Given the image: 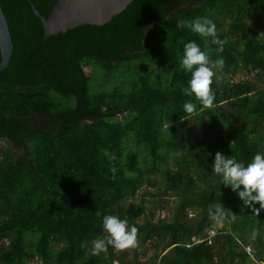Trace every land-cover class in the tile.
Masks as SVG:
<instances>
[{
	"label": "trees",
	"instance_id": "trees-1",
	"mask_svg": "<svg viewBox=\"0 0 264 264\" xmlns=\"http://www.w3.org/2000/svg\"><path fill=\"white\" fill-rule=\"evenodd\" d=\"M56 1L0 0L12 42L0 70V138L23 149L20 157L6 149L0 161V264H245L251 242L264 259V210L253 216L211 170L217 152L245 166L264 154V93L248 79H216L214 105L201 111L183 94L191 76L179 67L184 44L194 41L213 59L223 57L227 77L241 67L264 70V41L247 30L262 28L264 0H134L108 24L45 39L31 4L48 16ZM198 17L227 40L222 53L210 38L176 28L178 19ZM189 100L194 115L182 109ZM224 105L252 120L233 119ZM158 173L176 192L175 212L140 224L145 205L131 201ZM218 203L238 219L194 244L213 226L208 213ZM107 214L137 227L141 245L163 243L160 252L145 262L127 261L112 246L92 255Z\"/></svg>",
	"mask_w": 264,
	"mask_h": 264
},
{
	"label": "clouds",
	"instance_id": "clouds-1",
	"mask_svg": "<svg viewBox=\"0 0 264 264\" xmlns=\"http://www.w3.org/2000/svg\"><path fill=\"white\" fill-rule=\"evenodd\" d=\"M177 29L187 28L192 33L203 37L210 38V43L215 45V52L222 53L226 39L218 38L215 23L207 17H198L196 19H178L176 22ZM9 31V30H8ZM225 60L222 56L213 59L206 51L194 41L184 44L183 53L180 57L179 67L190 73L191 78L187 82V86L182 89L185 96L194 97L203 109L211 108L214 105L215 93L212 90L214 70H223ZM182 109L189 115L196 114L197 104L191 100L186 101L182 105ZM233 141L230 147L234 144ZM212 173L221 177V183L230 187L242 201L245 207L251 208L253 216H258L260 210H264V154L257 153L251 162L245 166L242 162H238L235 157H225L222 153L217 152L211 167ZM112 178L115 179L117 169L110 168ZM259 204L260 208L254 206ZM97 216L101 214L96 213ZM209 219L216 223L223 222L230 217L234 222L238 216L223 209L219 203L214 209L209 210ZM102 227L105 236L97 237L91 242V254L99 255L107 252L108 247L112 246L117 250H126L138 246V228L129 226L127 220L120 219L117 215H103ZM257 231H253L251 238L256 239ZM84 242L81 247H85ZM264 264V261L259 262Z\"/></svg>",
	"mask_w": 264,
	"mask_h": 264
},
{
	"label": "rangeland",
	"instance_id": "rangeland-1",
	"mask_svg": "<svg viewBox=\"0 0 264 264\" xmlns=\"http://www.w3.org/2000/svg\"><path fill=\"white\" fill-rule=\"evenodd\" d=\"M192 6V5H191ZM264 15V14H263ZM229 25V22L224 23V27L227 29ZM247 30L249 33L257 37L258 39L264 41V16H263V24L262 28H254L251 25L247 26ZM215 76L213 77V83L216 81V79H232V83H239L244 82L246 79L248 81H252L255 84V91H260L264 93V70H254L251 68L241 67L236 72L232 73L231 76L227 77L225 73H223L221 70H214ZM223 109L226 110L229 114V116L232 115L233 119H236L240 117L241 119H244L242 116H238L235 113H233L231 107L224 105ZM247 119V118H246ZM252 119L248 118L247 120L244 119L246 123H250ZM37 122L36 117H33L32 119H29L28 122ZM45 121H39V125L41 127H45L44 125ZM264 127V123H263ZM263 132V129H262ZM182 133L186 137V126L182 124ZM194 141V140H191ZM199 140L195 143H198ZM190 142L184 141V149L183 152H188V146ZM12 149L16 153L17 157H20L22 155L23 149L16 148L15 146H12L10 142H7L4 138L0 139V161L4 159L3 153L6 149ZM201 152V151H198ZM180 153H177L176 156L178 157ZM171 163V162H170ZM176 169V168H175ZM175 169L173 168V172H175ZM171 177H174L173 175ZM175 191L173 189H168V177L167 175H164V173H158V175L151 176L147 179L145 182V185L142 187V189L139 191L138 195L132 199L131 202L133 203H143L145 205V213L141 217V219L138 220V223L143 224L147 220H152L153 222H157L161 219L168 220L171 218L172 214L175 212L176 205L178 203V199H175ZM129 201L123 202L120 205L125 206ZM224 210L231 212L232 211L228 208H223ZM195 211H197L196 207L190 208L186 210L187 217L192 218L195 214ZM233 214V213H232ZM232 223V220L230 217L226 218L221 223L214 222L213 226L209 228L205 233L202 235H199L197 237H194L192 241L194 244L202 243L204 240L212 239L217 233H221L223 231V228L229 227ZM106 233H104L103 236H105ZM163 243H159L158 240L153 239L152 241L147 242L145 245H141L138 241V246L134 248H129L126 250H117L114 249L117 254L123 255V257L126 258L127 261H132L135 256H138L139 260L141 262H145L150 260L154 255L158 252H160V249L162 247ZM251 246L245 247V250L249 253L248 258L245 260V264H259V262L264 261V259H260L259 251L257 250L254 242H251ZM63 246V243L60 245H56L55 249L59 250ZM242 246H240L237 251H241ZM168 253V250L166 251ZM102 255H105L104 253H101ZM217 264H225L221 261L220 258L217 260ZM237 261H239L237 259ZM32 263L36 264H42L41 260L39 258L33 259L31 261ZM119 264V263H116Z\"/></svg>",
	"mask_w": 264,
	"mask_h": 264
},
{
	"label": "water",
	"instance_id": "water-1",
	"mask_svg": "<svg viewBox=\"0 0 264 264\" xmlns=\"http://www.w3.org/2000/svg\"><path fill=\"white\" fill-rule=\"evenodd\" d=\"M134 0H57L48 16L38 12L31 4L44 28V38L65 33L75 27L103 26L123 13ZM12 42L0 8V70L8 63Z\"/></svg>",
	"mask_w": 264,
	"mask_h": 264
},
{
	"label": "flooded vegetation",
	"instance_id": "flooded-vegetation-1",
	"mask_svg": "<svg viewBox=\"0 0 264 264\" xmlns=\"http://www.w3.org/2000/svg\"><path fill=\"white\" fill-rule=\"evenodd\" d=\"M0 139H3V138H0ZM17 148H19V147H17ZM20 148H21V147H20ZM20 148H19V149H20Z\"/></svg>",
	"mask_w": 264,
	"mask_h": 264
}]
</instances>
